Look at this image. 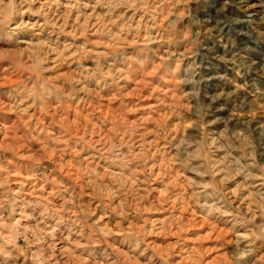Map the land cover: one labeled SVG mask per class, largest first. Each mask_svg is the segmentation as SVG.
Instances as JSON below:
<instances>
[{
  "label": "clouds",
  "instance_id": "9594fccd",
  "mask_svg": "<svg viewBox=\"0 0 264 264\" xmlns=\"http://www.w3.org/2000/svg\"><path fill=\"white\" fill-rule=\"evenodd\" d=\"M0 264H264V0H0Z\"/></svg>",
  "mask_w": 264,
  "mask_h": 264
}]
</instances>
